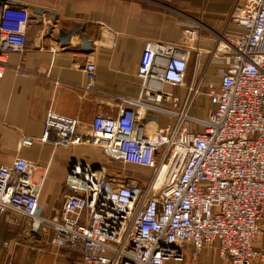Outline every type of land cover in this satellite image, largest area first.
<instances>
[{
  "label": "built area",
  "instance_id": "obj_1",
  "mask_svg": "<svg viewBox=\"0 0 264 264\" xmlns=\"http://www.w3.org/2000/svg\"><path fill=\"white\" fill-rule=\"evenodd\" d=\"M230 22L233 33H214L227 63L218 84L186 80L189 52L204 27L191 23L176 42L146 44L140 95L120 98L115 116L97 114L84 124L49 113L41 141L98 146L109 162L149 170L147 179L119 180L105 165L75 160L61 208L45 217L37 165L17 156L0 164V220L27 217L36 232L52 228V246L77 253L84 264H188L215 243L222 264L264 263V251L254 247L264 218V0H239ZM29 23L26 8H3L0 77L6 56L27 46ZM85 72L90 89L94 60ZM166 84L184 87V95ZM202 96L209 104L204 118L192 114L203 110Z\"/></svg>",
  "mask_w": 264,
  "mask_h": 264
},
{
  "label": "crops",
  "instance_id": "obj_2",
  "mask_svg": "<svg viewBox=\"0 0 264 264\" xmlns=\"http://www.w3.org/2000/svg\"><path fill=\"white\" fill-rule=\"evenodd\" d=\"M238 1L0 0L2 10L7 5L19 6L30 13L27 46L6 56L0 77V164L21 156L37 165L34 181L40 187L41 215L52 217L61 208L68 193L66 178L73 160L108 163L98 146L62 147L41 141L49 113L74 117L84 124L97 114L115 116L122 103L120 98L137 99L140 95L138 69L146 44L176 42L181 28L191 23L204 27L200 41L189 52L186 80L218 84L227 63L214 33L234 32L230 14ZM72 29H78L77 33L68 44L63 43L62 33ZM83 35L92 42L91 52L82 51ZM91 59L97 65V76L89 89L85 65ZM165 87L180 95L185 93L181 86ZM201 113L196 107L192 111L193 115L206 117ZM23 139H31L32 144H24ZM29 223L27 217L17 224L4 217L0 220V260L15 262L13 251L17 246L25 251V264H54L56 252H71L52 246V228L36 232ZM12 230L15 235L9 234ZM28 241L41 244L39 252L42 251L31 252L29 258ZM254 247L264 251V218ZM189 264H222L218 243L202 250L199 259L190 260Z\"/></svg>",
  "mask_w": 264,
  "mask_h": 264
},
{
  "label": "rangeland",
  "instance_id": "obj_3",
  "mask_svg": "<svg viewBox=\"0 0 264 264\" xmlns=\"http://www.w3.org/2000/svg\"><path fill=\"white\" fill-rule=\"evenodd\" d=\"M202 97H203V99H201L198 102V105H199V107L203 108V110H201V112H202L201 114H203V112H204V114L206 115L208 113L209 104L207 102L206 96L205 97L202 96ZM105 166H106L107 175L115 176V178H117L119 180L120 179L125 180L129 177L137 178L139 180L140 179L145 180L150 175V171L147 169L137 167L135 165L128 164V163L119 162V161L118 162H116V161H110L109 162L108 161L107 165H105ZM9 234L15 235V230H12L11 233H9ZM29 241H31V240L29 239ZM29 241H28L29 248L27 250V253H28V257L30 258L31 252H32V254H35V252L38 254L42 250H40V252H39V246L41 244H38V243L32 244ZM32 247L34 248V250H31ZM44 247L49 248L48 246H44ZM50 249H51V247H50ZM14 251H13V253L15 254V257H16L15 262H13V261L11 262V261H9V259H5V260L1 259L0 264H25V263H23L25 251H23V249L20 250V247H18V246L16 247V249ZM56 253L58 256H57L54 264H84L81 261V259L79 258L80 256L77 253H71V252L67 253L65 251H58ZM54 255H55V252H54ZM60 255H62L61 259L59 258ZM189 263L190 262H188V264ZM168 264H175V263L174 262H168Z\"/></svg>",
  "mask_w": 264,
  "mask_h": 264
},
{
  "label": "water",
  "instance_id": "obj_4",
  "mask_svg": "<svg viewBox=\"0 0 264 264\" xmlns=\"http://www.w3.org/2000/svg\"><path fill=\"white\" fill-rule=\"evenodd\" d=\"M1 13H2V6L0 5V17H1ZM78 29H72L68 32H63L61 35V41L65 44H68L69 39L72 35L77 33ZM82 51L84 52H91L92 51V42L89 41L86 37V35H83V39H82ZM75 162V160H73L71 162V164ZM70 164V165H71ZM96 167H98L99 165L94 164ZM70 167V166H69Z\"/></svg>",
  "mask_w": 264,
  "mask_h": 264
}]
</instances>
